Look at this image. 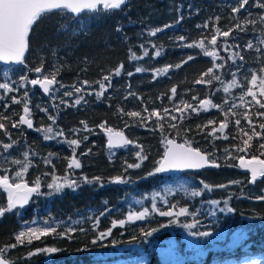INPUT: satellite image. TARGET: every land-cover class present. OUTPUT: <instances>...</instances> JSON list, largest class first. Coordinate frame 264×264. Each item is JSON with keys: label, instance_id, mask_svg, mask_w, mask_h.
<instances>
[{"label": "trees", "instance_id": "obj_1", "mask_svg": "<svg viewBox=\"0 0 264 264\" xmlns=\"http://www.w3.org/2000/svg\"><path fill=\"white\" fill-rule=\"evenodd\" d=\"M231 2L236 4L237 0H127L121 9L107 11L100 8L99 11L72 15L66 10L63 13L56 10L34 23L30 30L25 63L0 64V83H8L13 89L7 93L0 89V116L8 117L0 121L5 124L7 134L0 130V135H9L8 138L15 141L17 146L26 148L27 156L34 153L35 143L42 144V139L32 129L28 130L21 125L17 128L11 126L24 114L26 102L35 124L43 116L50 123L47 127L61 128L66 134L71 132L68 140L79 141V147L64 145L67 154L92 157L94 148L91 142L97 141L103 146L101 152L104 155L89 164L83 162L80 168H70L66 162L56 165L58 158L49 156L50 169L37 173V179L41 182L38 193L30 196L23 207L14 208L0 216V249L16 244L15 236L21 231L46 228H55L56 231L33 239L30 244L25 238L22 245L7 249L5 258L11 264H165L166 249H170L169 254L175 257L174 264H218L252 258L264 259V201L256 199L257 196H264V177L249 183L247 173L236 166L240 157L264 160L262 150L259 149V144L264 140L257 137L251 141L252 147L248 148L247 154L236 151L238 145L243 146L242 140L247 139L240 129L251 133L244 114H249L256 125L255 130L260 132L258 125L264 123V118L258 117L257 113L264 112V109L259 108L255 102L248 107L232 108L230 104L239 92L246 91L247 81L253 71L264 75L259 72L264 67V46L259 44V40L264 39V28L259 22L264 9L256 7L250 0L246 6L247 11L237 13L235 19L231 12V20L228 21L220 4ZM205 23L208 28L197 27ZM237 24L242 25L244 30L236 28ZM164 25L171 27L157 32L155 36L149 35ZM117 27L121 30L117 31ZM216 27L221 31L235 29L230 36L217 38L215 51L219 59L214 61L212 57L205 56L201 48L184 46L204 39L205 47L212 51L214 46L209 41ZM179 37L185 39L181 41ZM249 41L253 42V49L246 48ZM225 44L230 46L227 50L223 47ZM256 47H261L262 52H257ZM157 51L159 55H156ZM236 52L244 59L234 56ZM189 56L194 58L188 60ZM229 56L233 58L228 59ZM185 60L188 62L182 64ZM213 63L223 65L213 69L220 80L213 79L211 84L195 83ZM41 64L43 75L50 76L58 70L55 90L60 85L69 86L73 83L86 89L81 93L71 92L72 95H65L66 98L76 95L83 97L86 94L93 98L82 101L76 108H70L71 99L52 100L26 82L20 87L21 76L36 78L39 74L34 69ZM121 64V74L113 75L111 86L97 98V81ZM177 64L182 66L177 68ZM137 67L144 71L136 72ZM166 67L167 72L161 71L160 75L153 77L157 70ZM129 73L133 74L130 76ZM205 79H211V76ZM234 79L238 86L228 87L225 92V87ZM85 80L90 86L81 83ZM90 81L96 83L91 85ZM104 83L109 84L108 81ZM114 84L126 86L129 91L121 93V90L113 88ZM173 87L177 90L174 96L171 92ZM182 91H185L184 104L199 107L198 114L184 109V105L178 106L183 112L176 110L175 102ZM25 92L28 93L27 97ZM193 96L197 99L193 100ZM13 97L21 103H13ZM150 97L161 116L163 109L167 108L177 117L174 121H160L163 134L156 127V117H152L145 126L140 117H129L118 111H137L141 116H147L144 109L149 111ZM205 99L219 107L211 106L203 110L206 106H199L198 101ZM40 100L42 103L34 106ZM225 112H228V127L223 134L217 131L209 136L213 128L218 129L220 122L225 121ZM181 115L184 116L183 120L179 119ZM49 116L55 118V123ZM123 119L129 121V130L135 128L153 135L157 151L146 153L147 159L139 168L125 170L126 162H139L130 150L127 155L122 154L121 148L116 149L112 157L106 154L112 149L105 146L104 130L99 125L104 124L105 129L120 130ZM236 119L241 120L240 126L235 124ZM81 121L87 124L89 131L84 130ZM209 121L213 123L209 124ZM173 123L177 125L176 128L169 126ZM198 125L207 127L200 131ZM14 134L17 135L14 137ZM224 135L228 139H224ZM164 138L182 143L189 141L191 146L208 154L210 160L217 161L219 167L173 175H149L154 172L162 154L164 143L161 141ZM60 148L61 145L52 144V150H45L42 154ZM85 152L89 154L83 155ZM22 165L16 168L23 173L21 180L33 186L36 181L31 174L33 170L27 167L25 171ZM44 174L52 175L50 177L61 183L75 181V184L71 187L66 184L60 191L52 190L46 187L50 179L44 180ZM7 176L12 178L11 175ZM118 176L124 182L112 183V179ZM85 178L90 182H85ZM204 184L209 187L205 189ZM166 189L168 203L160 204L156 201L158 193ZM195 191L201 194L193 196ZM146 199L155 201L160 207L159 211H153L155 207L151 206L149 215L143 219L131 222L126 220L129 210ZM6 207V198L0 194V208ZM180 208L187 209V213L179 217L158 215L165 209L178 212ZM228 208L232 211L228 212ZM121 220L125 221L123 226L119 223L116 227L112 226L113 221ZM181 223L193 225L190 228L195 236L193 239L188 240L179 232L177 226ZM109 229L111 231L107 237L98 239L101 232ZM146 232H151V235H144ZM201 232H209L210 235L205 237L197 234ZM197 241L202 244L198 260H195L188 252V247ZM47 247H54L58 251L53 254L41 251L28 256L29 252Z\"/></svg>", "mask_w": 264, "mask_h": 264}, {"label": "snow or ice", "instance_id": "obj_2", "mask_svg": "<svg viewBox=\"0 0 264 264\" xmlns=\"http://www.w3.org/2000/svg\"><path fill=\"white\" fill-rule=\"evenodd\" d=\"M127 3V0H0V62H3V64H16V65H23L25 63L24 57L25 52L28 49L29 46V35L30 30L32 29L34 23L40 19L42 16H44L47 13L52 12L53 10H61L63 13V10H67L68 12H71L73 14H78L82 10L87 9L91 12L99 11L100 8L98 6H102L103 10H112V9H121L122 5H125ZM250 4V0H237L236 5L232 7V13H233V19H235L236 14L240 13L242 10L247 11L246 6ZM256 7L264 9V0H259L255 4ZM251 15V12L248 13ZM181 19L183 17L181 16ZM219 20V17L216 18ZM259 22L264 24V14H261L259 16ZM179 23V20L177 21ZM252 23H255V21H252ZM171 27V25H164L163 28H157L154 31H151L149 35L155 36L157 32L163 31L164 29ZM197 27H204L208 28V24L205 23L203 25H197ZM236 28L243 31V26L240 24L236 25ZM117 31H120L121 29L117 27ZM235 29L229 28L227 31H221L219 27H216L213 29L214 34L211 36V39L209 43L214 46L212 51H209L204 44V39H201V41L193 42L192 44H185V47H198L203 50V54L205 56H210L215 61L216 59H219L217 52L215 51V46H217V38L219 36L228 37L230 36L231 32ZM184 37H179V40L183 41ZM259 44L264 46V39L259 40ZM224 49L227 50L230 46L225 44ZM247 49H253L254 44L252 41H249L246 45ZM255 50L257 52H262L261 47H256ZM147 54V53H145ZM159 51H157L156 55H159ZM234 56L239 57L240 60H243L244 57L240 55L239 52H236L233 54ZM136 58V57H132ZM194 57L189 56L188 60L193 59ZM232 56H229L228 59H232ZM188 60L182 61V64H186ZM182 64H177L175 67L179 68L182 66ZM170 67V66H169ZM223 67V65H218L216 63H213V66L207 70V72L203 73L199 79L195 81L197 84H211L212 80H220L219 76H216L213 72L214 68H220ZM123 68V65L121 64L117 68H115L112 72H110L108 75H105L102 77V80L97 81L100 87V91H97L95 95L97 98H99L104 91L107 90L105 81H108L109 84L107 87H110V80L113 75L119 76L121 74V70ZM43 64H41L40 67H37L34 69V71L39 74L37 78L35 79H28L27 75L21 76L22 83L20 84V87L24 86V83L31 84L33 86H39L45 94H50V92L53 89V86L58 83L56 79L57 72H53L49 75H43L42 72ZM136 72H142L144 69L137 67ZM161 71L167 72L168 68H164L163 70H157L153 77L155 78L157 75L161 74ZM260 73H264V67L259 69ZM133 73H129L131 76ZM211 76V79H205V77ZM83 85L90 86L88 84V81H82ZM238 86L236 85L235 79L232 81V83L225 87V92L228 91V87L231 86ZM74 87V91L76 93H81L82 88L80 87ZM0 89H3L5 93L13 91V89L9 86L8 83H0ZM176 88L173 87L171 89V92L173 96L176 94ZM91 94V93H89ZM25 97H27L28 93L25 92ZM67 96H71V92L65 93ZM130 95H134L133 93H130ZM251 97V101H248L247 103L251 105L252 102H255V104L261 108L264 109V75H259L256 71H253L251 73L250 80L247 81V87L246 91L243 95L240 96L241 100H244V96ZM139 99V97H137ZM172 97H169L171 99ZM82 97L75 100V104H80ZM127 99V97H125ZM193 100H196L197 97L193 96ZM13 103H21L20 100H17L15 97L12 98ZM227 103V101H225ZM199 106H213V107H219L216 105H212L210 100H200L198 101ZM6 108L7 105H4ZM232 108H235L236 105L233 104L231 106ZM184 109H190L192 112L199 113L200 108L193 106L192 104L185 103ZM177 111L183 112V109H180L178 106L176 108ZM203 110H207V107H204ZM41 111H46V109H41ZM119 112H121L124 115H127L129 117H140L142 122L147 126L148 121L152 117H156L157 124L156 127L159 128L161 133L163 134V125L160 123L165 118H168L169 120H176L177 117L171 114V111L167 108L163 109L164 115L161 116L160 113L156 110L148 111L147 108L144 109L145 112L148 113L147 116H141L140 112L137 111H131L124 113L123 109H118ZM231 111V109H229ZM23 113L24 115H21L18 122H13L12 127L17 128L19 125H26L28 128H32V120L29 118L30 116V109L28 107V104L25 102L23 107ZM225 115V121L220 122L219 128H213L211 132L208 133L209 136H212L215 132L219 131L220 133H224V130L228 127V112L224 113ZM235 115V113H233ZM258 117L264 118V112H258ZM8 117H2L0 116V121L6 120ZM49 119L55 123V118L52 116H49ZM179 119L183 120L184 116L181 115ZM244 119L248 121L249 127L251 128V133L249 134L248 131H245L243 128H241V132L244 136L247 137V139L242 140V147L237 146L236 151L238 152H244L247 154L248 148L252 147L251 141L254 137L260 138L261 140H264V123H260L258 127L261 129L260 132H257L256 125L253 123V121L250 119L249 114H244ZM212 121H209V124H212ZM81 124L84 125V130L89 131L87 124L84 121H81ZM235 124L237 126L241 125V120L236 119ZM172 128H176V124H170L169 125ZM101 130L106 131V133H112L111 128L105 129L104 124L99 125ZM200 131H203L205 126H197ZM0 130H4L5 134L6 128L5 124L3 122H0ZM41 131H45L46 133H52V128L49 127L47 129H42ZM189 131V130H185ZM59 135H63V133H58ZM115 136L118 138L117 140H114L111 135H109L108 138V147H117L122 145H128L130 143L134 144L135 148H138L139 151L135 152V157L137 158L136 163H127L126 162V168H139L141 167V163L147 159V156L144 155L143 147L139 144H135L134 142L126 139L120 132H116ZM49 136L45 135V139H48ZM224 139H228L227 135H224ZM84 139H87V137H84ZM165 144V150L163 153V156L160 160L156 162L157 166L154 169V172L149 173V175H154L155 173H161L166 172L171 169H187V168H202L205 166H212V167H219V165L214 160H209L208 154H202L200 150L194 149L191 147L189 141H185L184 143H177L175 140L170 138H164L161 141ZM12 143H3L2 146L4 151L7 152L10 148L13 147ZM70 146L79 147V141L77 139H72L68 142ZM259 149H261V155H264V142L259 144ZM91 150H89L90 152ZM227 151V150H226ZM73 152L75 153V148L73 149ZM88 152L83 153V155H88ZM229 155H231L229 153ZM25 159L27 160V154H25ZM240 167L241 168H247L251 173V179L249 180V183H255L259 177H264V160H259L256 157H253L251 160H245L244 157H240ZM15 164H21L20 161H13ZM80 162L73 158L72 161L69 164V167H75L79 168ZM24 170H27V164L22 165ZM22 172L18 171L16 172V179L22 178ZM99 179V178H95ZM85 182H90L85 178ZM112 183H123V179L121 177H115L111 181ZM235 183V182H234ZM71 187L73 184H75V181H65V183H59L55 185V188L57 191H60L65 185ZM0 187H3L4 191L7 193V207L6 208H0V216H3L5 212L11 211L12 209L16 208L17 205L23 207L24 204L27 203L28 196L27 194L37 192L39 190V180L35 182L33 187H28L24 183H9V177L7 175H4L3 177H0ZM53 185H49V188H52ZM209 186L207 184H204V188L207 189ZM219 187H225V185H219ZM24 193V194H22ZM201 193L199 191H195L192 193L193 196H199ZM257 200L264 201V196H257ZM226 203V202H225ZM175 207V206H173ZM153 211H156L155 208L152 209ZM228 212H231L232 209L228 208ZM187 213V209L180 208L178 212L174 211H160L159 215L161 216H168V217H179L183 216ZM147 215V210L139 212V213H133L128 216V221L131 222L133 220H141ZM117 223H119L120 226H123L125 224V221L121 220L119 222L113 221L112 226L116 227ZM185 227L191 228L193 225H185ZM55 228H46V229H29L27 232L21 231L19 234L15 236L16 244L8 245L6 249H0V264H9V261L5 258V254L7 249L15 248L18 245H22L25 242V238H27V242L30 244L32 243L33 239H39L40 236L48 235L49 232H55ZM71 231V230H69ZM111 229H109L106 232H101L99 234L98 239H103L107 237L110 234ZM200 236H209V232H201L197 233ZM144 235H151V232H146ZM93 243H96V240H93ZM44 252L47 254H53L58 251V249L54 247H47L44 249H37L34 252H29L28 256L31 257L33 255H36L39 252Z\"/></svg>", "mask_w": 264, "mask_h": 264}, {"label": "rangeland", "instance_id": "obj_3", "mask_svg": "<svg viewBox=\"0 0 264 264\" xmlns=\"http://www.w3.org/2000/svg\"><path fill=\"white\" fill-rule=\"evenodd\" d=\"M257 2H259V0H251V3L253 5H255ZM221 5V11H224V15L225 17H227L230 21L231 20V12H232V7L235 6L236 4L234 2H231V3H227V4H220ZM224 18V17H223ZM261 26L263 28L264 24L261 23ZM37 77V76H36ZM91 85L95 84L96 82L95 81H90L89 82ZM80 87L82 88V91L86 90V89H83L82 86H80V84L78 83H73L69 86H63V85H60L59 89L58 90H55L53 89L52 92H51V95H50V98L52 100H55V101H60L61 99L63 100H69L71 99V101L69 102L70 103V108H76V106L78 104H75V100L82 97L80 95H76L72 98H66L67 96H65V93L67 92H74V87ZM96 89L95 91H100V87L99 85H96ZM106 88H109L107 87L106 85ZM113 88L116 90H121V93H124L126 94L127 91H129L128 88H126V86H119L117 84H114L113 85ZM185 91H182L180 93V95L178 96V98L176 99V102H175V105L176 106H183L184 105V102H185V98L183 96ZM244 94V91H241L237 94V98L235 100H233V102H231L230 104H235L236 106H241V107H245V106H250L247 102L248 101H251V97L249 96H244V100H241L240 99V96ZM92 95H94V93H92ZM93 97H91L90 95H85L82 97L81 99V102L79 105H81L82 101L84 100H91ZM42 103V101H36L35 105L34 106H37V105H40ZM91 103V102H90ZM148 104L151 106L149 111H152V110H156L154 108V102L152 100V97H150L148 99ZM231 105V106H232ZM251 105H254V102L251 103ZM207 109L210 108L211 106H206ZM172 114V113H171ZM164 115V113H163ZM162 115V116H163ZM174 115V114H172ZM175 116V115H174ZM30 118L33 119L32 116H29ZM34 121V119H33ZM166 121H172V120H169L168 118H165L163 120V122H166ZM38 123L34 125V127L32 128V131H34L38 137H40L42 139V144L38 145V144H34V153L31 155V156H27V160L25 159V154H27L26 152V148L23 149V146L22 145H19L17 146L16 145V142L13 144V147L10 148L7 152L4 151L3 147L0 146V177H3L4 174L5 175H11L12 178H9V183H24L26 184L28 187H33V186H30L28 185L24 180H21L20 179H16V172L18 171L16 168L19 164H15L13 163V161H20L21 164H27V167H30V169L33 170V172H31L32 174V177H33V180H36L37 181V173L38 172H41L43 171L44 169H50V162L51 160H49V156L51 155L53 158H58L57 159V162L56 165H59L61 163H67L66 165L69 166L70 164V160L72 158H77L80 162V165H82L83 162H85L86 164H89L90 161H96V160H99L100 157H103L104 153L101 152V148L103 147L101 144H99L97 141H92L91 142V146H93L94 150H92V154L93 156L92 157H81V155H75V154H67L66 151H65V147L64 145H67L69 144L68 142L70 140H68V137L71 135V132H69L68 134H66L64 131L61 130V128H55L52 126V133H46L45 131H41L42 129H47L49 127H47V124L50 125V123H48L45 119V117L41 116V118L39 117ZM120 130L121 131H124L126 132V134L128 135L129 137V140L134 142L135 144H139L143 147V150H144V155L148 152H151V154L155 153L157 151V148H156V145H155V142L154 140L152 139L153 135L148 133L147 131H144V133H142L143 131H140V130H137L135 128H132L129 130V121L127 119H123L121 120V126H120ZM130 131V133H129ZM63 133V135H59L58 133ZM19 134V133H18ZM15 135L17 134H14V137ZM45 135H48L49 138L48 139H45ZM9 135L7 136H3V135H0V145H2L3 143H12L11 141V138H8ZM32 142H35V140L32 139ZM52 142V143H51ZM52 144L53 145H61V148L56 150V151H51L49 153H45V154H42L45 150H52ZM104 144H105V141H104ZM106 146V145H105ZM118 149V148H116ZM116 149H112V151H109L107 152L106 154L109 156V157H112L114 154H115V151ZM122 150V154H129V150L130 152L134 153L135 155V152L139 151L138 148H135L134 147V144L130 143L127 147H121ZM163 150V149H162ZM62 156V158H60ZM95 158V159H93ZM253 157H247V158H244L245 160H251ZM33 163V165H32ZM236 166L238 169H240L241 171H244L247 173L249 179H251V173L250 171L247 169V168H241L240 167V160L238 162H236ZM74 168V167H72ZM80 168V167H79ZM9 170H11V172H9ZM3 175H2V174ZM45 177H44V180H49L50 179V182L47 183L46 187H49L48 185H53L52 190H55V185L56 184H59L61 182H58L56 180V178H53V177H50L52 175H49V174H44ZM260 178V177H259ZM35 181V182H36ZM35 184V183H34ZM40 184L41 182L39 181V188H40ZM167 193V189L164 191V192H159V197L156 201H159L160 204H167L168 203V199H166L165 197V194ZM0 194L2 196H4L6 198V201H7V193L4 191L3 187H0ZM24 194V193H22ZM34 194H37V192H33V193H30V194H27L28 196V199L30 196L34 195ZM28 201V200H27ZM147 201V203H146ZM25 205V204H24ZM153 206L156 208L157 211H159L160 207L155 203V201L151 202V201H148L147 199L142 202L139 201V203L136 205V206H133L132 209L129 210V212L126 214V220H128V216L130 214H133V213H139V212H142V211H145L147 210V215H149L150 213V207ZM16 208H21V206L17 205ZM171 209L169 210H164V211H170ZM159 215V214H158ZM145 216V217H146ZM135 221V220H133ZM190 223H188L187 225H189ZM179 229V232L182 233L188 240L189 239H193L195 236L193 234L192 231H190V228L188 227H185V224L181 223L179 226H177ZM202 242H194V243H191V245L188 247V252L190 253V255L195 259V260H198V256L199 254L201 253L200 252V249H201V245ZM170 249H166V251L164 252L165 254V257H164V261H165V264H174L175 263V257L174 256H171L169 254ZM200 252V253H199ZM132 264V263H130ZM134 264V263H133ZM139 264V263H138ZM218 264H264V259L263 258H252V259H245V260H241L239 262H228V263H218Z\"/></svg>", "mask_w": 264, "mask_h": 264}, {"label": "water", "instance_id": "obj_4", "mask_svg": "<svg viewBox=\"0 0 264 264\" xmlns=\"http://www.w3.org/2000/svg\"><path fill=\"white\" fill-rule=\"evenodd\" d=\"M99 8H102V6H98ZM103 9V8H102ZM53 11H56V10H53ZM67 11V10H66ZM87 11H89V10H87V9H84V10H82L80 13H83V12H87ZM69 13H71V12H69ZM80 13H78V14H80ZM72 15H77V14H73V13H71ZM263 28H264V26H263ZM27 51V50H26ZM25 55H26V52H25ZM0 64H3V62H0ZM5 65V64H4ZM7 65H10V64H7ZM16 65V64H15ZM37 78V77H36ZM32 79H35V78H32ZM30 86L31 87H33V88H36V89H39L40 90V92L45 96V97H48V96H50L51 95V92H50V94H45L44 92H43V90L37 85V86H33V85H31L30 84ZM55 86H56V84L53 86V89L55 88ZM52 89V90H53ZM202 107H204V106H202ZM22 115H24V114H22ZM20 118V117H19ZM30 118V117H29ZM31 120H32V124H33V127H34V121H33V119L32 118H30ZM21 126H23L24 128H26V129H28V130H31L32 128H28L26 125H21ZM116 132H120L126 139H128L129 140V137H128V135L126 134V132H124V131H121V130H112V133H106V131H104V133H103V135H104V139H105V145H106V147L107 148H109L108 147V138H109V135H111L112 137H113V139L114 140H117L118 138L115 136V133ZM170 139H172V138H170ZM173 140H175V139H173ZM177 143H182V142H179V141H177V140H175ZM129 145V144H128ZM128 145H122L121 144V146H117V147H112V148H110V149H116V148H121V147H125V146H128ZM191 147H193V146H191ZM194 149H198V148H196V147H193ZM164 150H165V144H164V147H163V150H162V154H161V156H160V158L158 159V160H160L161 158H162V156H163V153H164ZM199 150V149H198ZM201 151V150H200ZM201 153L202 154H206L205 152H202L201 151ZM75 158V157H74ZM73 159V158H72ZM72 159L70 160V162L72 161ZM75 159H77V158H75ZM78 160V159H77ZM210 160V159H209ZM79 161V160H78ZM217 164H218V162L217 161H215ZM219 165V164H218ZM156 166H157V164H156ZM75 168V167H74ZM210 168H212V169H216V168H218V167H212V166H205V167H202V168H187V169H171V170H169V171H166V172H161V173H159V174H161V175H173V174H178V173H181V172H184V171H197V170H200V169H210ZM9 264H11L10 262H9Z\"/></svg>", "mask_w": 264, "mask_h": 264}]
</instances>
